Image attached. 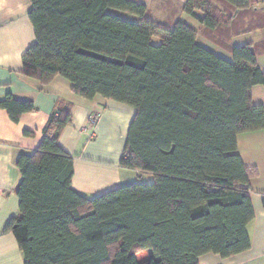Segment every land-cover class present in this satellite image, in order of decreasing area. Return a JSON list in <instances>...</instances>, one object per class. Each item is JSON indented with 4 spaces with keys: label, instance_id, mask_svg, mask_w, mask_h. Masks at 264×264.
<instances>
[{
    "label": "trees",
    "instance_id": "trees-1",
    "mask_svg": "<svg viewBox=\"0 0 264 264\" xmlns=\"http://www.w3.org/2000/svg\"><path fill=\"white\" fill-rule=\"evenodd\" d=\"M29 1L35 43L21 59L26 76L39 90L60 77L82 99L133 108L119 165L153 181L92 198L73 191V157L58 144L71 106H57L39 146L16 160L18 214L3 233L15 238L23 264H198L203 255L227 259L249 250V181L257 171L241 161L236 138L264 130V110L251 100V89L264 87V73L250 44L232 47L226 61L196 38L200 29L232 33L250 0L151 7ZM183 14L200 29L182 22ZM0 110L18 123L35 107L6 95ZM144 251L152 255L137 261Z\"/></svg>",
    "mask_w": 264,
    "mask_h": 264
},
{
    "label": "crops",
    "instance_id": "crops-1",
    "mask_svg": "<svg viewBox=\"0 0 264 264\" xmlns=\"http://www.w3.org/2000/svg\"><path fill=\"white\" fill-rule=\"evenodd\" d=\"M147 7L152 2L186 0H129ZM29 0H0V100L6 95L21 101H30L35 110L23 114L18 123H12L5 111L0 110V264H23L22 254L15 238L3 233L6 223L18 214L16 188L20 173L16 160L20 154L33 152L42 140V130L55 108L71 106V123L59 136V147L73 157L71 189L92 198L120 186L148 178L135 171L120 167V159L129 125L135 110L129 106L96 97L91 101L74 95L66 80L56 77L39 90L38 83L26 75L22 56L35 43L33 27L28 19ZM114 15L126 18L121 12ZM191 19L185 14L180 20ZM137 22L135 17L126 18ZM191 27L199 30L196 21ZM232 33L201 30L196 43L226 61H231L230 50L250 44L256 65L264 73V0H250L248 12L240 13ZM246 27L250 32L244 34ZM254 105L264 110V87L251 89ZM95 117L93 125L89 120ZM25 132L30 133L25 135ZM237 152L243 164L257 171L250 179L251 205L254 219L248 226L251 241L249 250L227 259L207 254L198 264H264V130L238 135Z\"/></svg>",
    "mask_w": 264,
    "mask_h": 264
},
{
    "label": "rangeland",
    "instance_id": "rangeland-1",
    "mask_svg": "<svg viewBox=\"0 0 264 264\" xmlns=\"http://www.w3.org/2000/svg\"><path fill=\"white\" fill-rule=\"evenodd\" d=\"M123 14H124V16H125L126 18H132V16H129V15L125 14V13H123ZM126 18H125V19H126ZM131 21H132V20H131ZM181 21L184 22V23H186V24L189 25V26L192 25V20H191V19H187V21H186V20H184V19L182 18ZM154 41H155V40H153V42H154ZM154 43H155V42H154ZM138 181L151 183L153 180H152L150 177H148V178H145V179H143V180L141 179V180H138ZM151 255H152V254H151L150 251H144V252L140 253L139 255H137V261H143L144 259L150 257Z\"/></svg>",
    "mask_w": 264,
    "mask_h": 264
},
{
    "label": "built area",
    "instance_id": "built-area-1",
    "mask_svg": "<svg viewBox=\"0 0 264 264\" xmlns=\"http://www.w3.org/2000/svg\"><path fill=\"white\" fill-rule=\"evenodd\" d=\"M95 121H96V118L93 117V118H91V119L89 120V124L93 125V124L95 123Z\"/></svg>",
    "mask_w": 264,
    "mask_h": 264
}]
</instances>
